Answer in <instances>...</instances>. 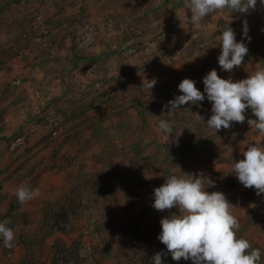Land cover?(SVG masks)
I'll return each mask as SVG.
<instances>
[{"label": "rangeland", "instance_id": "obj_1", "mask_svg": "<svg viewBox=\"0 0 264 264\" xmlns=\"http://www.w3.org/2000/svg\"><path fill=\"white\" fill-rule=\"evenodd\" d=\"M72 1L38 0L29 11L33 23L28 31L33 30L34 34L21 35L23 31L20 33L18 28H14L0 36V193L4 196L0 201V212L6 213L15 205V211L26 212L39 222L43 218L46 201L64 200L70 194L75 186L73 176L79 169L84 168L100 176L110 169L115 176L117 173L123 174L114 180L118 195V201L113 205L116 215L127 224L138 222L142 228L150 230L145 240L152 242L158 251L163 249L167 252L166 246L153 236L151 228L161 226L163 217L173 212L179 214V209L173 207L161 211L152 207L153 190L159 186L149 182L163 176L152 163L161 167L160 160L168 149L165 146H173L174 139L158 127L161 118L156 112L149 117V133H146L141 130L144 126L138 110L127 109L123 104L142 94H145L142 96L144 101H150L156 95L150 90L177 83L181 73L186 71L182 67L184 60L192 61L209 51L219 54V26L224 23H229L236 35L243 32L245 20L253 30L261 29L264 5L258 2L256 8L247 13L215 11L200 22L189 25L185 16H190V11L185 9L184 0H170L169 3L167 0H93L94 4L87 0L90 1L88 7L98 13L95 22L76 41L65 40L58 55L53 56L58 60L53 57L46 59L45 52L38 46L43 41L41 33L46 31L47 21L58 13L66 16L79 13L82 2L71 5ZM7 2H0V10ZM172 6L176 9V17L167 14L161 20L166 21V25L160 26L161 22L154 19L153 14L161 8L165 12L171 11ZM115 12L125 16L118 23L114 19L107 20ZM130 13L133 15L130 16ZM146 15L150 20L131 27V33L130 25ZM61 31L62 35L67 32L65 28ZM125 31L126 35L123 33ZM88 34L93 38L86 42ZM195 46V52L188 54ZM4 50L17 56L8 58L1 54ZM76 55L83 58L73 67L72 60ZM94 59L97 62L94 63ZM246 67L257 70L261 66L254 60ZM153 78L157 83L152 89L142 87L145 79ZM4 95L6 97L1 100ZM81 96L95 102L96 108L85 111L87 117L101 115L102 119L107 120L103 123V128L109 131L107 138L94 137L89 130L84 131L80 136L81 141H78L75 132L80 130L69 125L65 113L71 109V99ZM204 110L206 117L212 115L211 105L204 107ZM248 110L244 122L209 133L213 138L211 149L215 160L190 168V171L197 173L202 171L215 181L214 186L206 190L221 191L226 195L235 206L233 213L240 227L247 218L244 206L249 187L239 182L233 163L244 158L243 152L249 145L264 144V133L248 124L249 118L255 119L251 109ZM125 111H128V120L132 125L124 136L119 131L118 122L119 114ZM66 128L74 133H69ZM143 135L146 138L139 148V157L131 146ZM229 136L232 138L231 144L226 140ZM107 141L113 143L115 155L107 161H99L97 154ZM179 171L176 167L174 172ZM184 173L188 174L186 171ZM22 184L39 190L33 199L23 203L16 196V190ZM251 188V208L256 217L264 222V194L257 195L255 187ZM95 221L93 213L82 206L61 214L47 243L48 247H57L55 241L60 240L66 244L69 252L54 257L55 250L51 249L49 259H55L57 264H96L93 250L102 247L105 239L95 230ZM63 227L72 230L64 233ZM22 228L25 231L35 229L33 225L17 226L15 236ZM241 236L248 239L253 247L264 251V234L250 228ZM133 242L131 238H126L115 245L116 251L130 250ZM25 254L26 249L22 244L12 248L3 244L0 246V264H20ZM102 264L117 262L110 258Z\"/></svg>", "mask_w": 264, "mask_h": 264}, {"label": "trees", "instance_id": "obj_2", "mask_svg": "<svg viewBox=\"0 0 264 264\" xmlns=\"http://www.w3.org/2000/svg\"><path fill=\"white\" fill-rule=\"evenodd\" d=\"M3 0H0V2ZM7 4L3 9L0 10V36L6 32H10L14 28H18L21 35H32L34 31H28V27L33 23V19L30 17V9L34 3L38 0H7ZM84 1V2H83ZM92 3L94 4L93 0ZM89 1V2H90ZM112 2H124L128 0H111ZM81 9L79 13L71 15H63L58 13L54 18H51L47 21V29L45 32L41 33L42 40L38 43V46L42 52H45L44 56L46 59H51L53 56H57L60 49L63 48L64 42L66 39H73L76 41L78 37L83 35L95 20L98 17V13L88 7L87 0H74L71 2V5H76L81 3ZM169 3L170 0H167ZM165 12L163 8L158 9L153 14L154 19L161 22L162 17H166L167 14L176 17V9ZM116 13V14H115ZM108 16L107 20L114 19L116 23L122 17V13L115 12ZM61 15V16H60ZM133 14L130 13V16ZM149 16L137 19V22H133L130 25V31L133 32L131 27H135L137 23H142L143 21H148ZM106 20V19H105ZM150 20V19H149ZM165 22H161L160 26H165ZM261 29L253 30L248 26L247 37L243 36V32L236 35L237 41L244 39L248 46V53L245 55L244 61L240 66L234 67L231 71L221 70L218 64V56L215 51H209L208 53L194 58L192 61H183V68L186 70L181 73L178 78V82L172 85H162L158 89H152L150 92L156 94L154 98L150 101H144L142 96L132 97L129 102H125L123 107L127 109L135 108L140 114V118L143 121V126L141 130L143 132L149 133L147 130V124H149V117L153 116V113H157L161 119H166L174 122L173 124V133L168 135L173 137L174 145L165 146L168 148L166 153L163 154L161 161V167L156 166L155 162L152 165L156 168L158 172L163 174L162 177L153 179L151 182L152 185L161 186L165 183V179L170 175H184V171L188 174H192L194 171H190V168H193L199 164L207 165L212 163L215 159L213 158L214 151L211 149L212 137H210V132L214 129L209 128L206 125L207 119L204 115V107L211 105V102L205 98L204 101H199L197 103L192 102L189 104L181 105L178 110H171V106L168 105V101L173 99L176 95H180L178 89L179 83L184 78H191L197 81V88L201 91L204 89L203 77L212 69H216L218 75L222 78H232L233 81L244 79L247 75H250L255 70H250L246 67L248 63H252L254 60L260 64L261 67H264V23H262ZM67 30L63 35L62 29ZM144 32H146L144 30ZM25 33V34H24ZM32 33V34H31ZM124 35L127 32H123ZM28 38V37H26ZM250 38V39H248ZM29 42H27L28 47ZM195 45V44H194ZM198 44H196L197 46ZM195 47L191 48L188 54L195 52ZM21 49L24 48L20 47ZM10 50V49H9ZM2 51L1 54L13 58L17 56L10 51ZM190 56V55H189ZM83 57L76 55L72 60V66L74 67L79 63ZM58 60L57 58H54ZM97 62V59H94V63ZM0 64L2 61L0 59ZM1 66V65H0ZM6 96H2L3 100ZM72 106L68 113H65L66 119L68 120L69 125L72 128L80 130L75 132L78 136V141H81L80 137L84 131L91 130L94 137H108V130L103 128V123L107 120L102 119L103 116L96 115L94 117H87L85 111H91L96 106L94 101H89L84 97L79 99H71ZM187 111H183L186 110ZM199 113L204 121L197 119L193 114ZM249 110L246 111L245 115L248 116ZM128 111L125 113L119 114V131L122 135L127 134V129L131 127L132 123L129 122ZM239 122H232V126L238 125ZM71 128V129H72ZM69 133H74L70 129H67ZM138 133H141L140 131ZM145 136L139 137L138 140L132 143V150L141 157V152L139 148L145 141ZM227 142L231 144L232 138L229 136ZM113 149V143L107 141L105 147L102 151L97 154V160L107 161L115 154ZM157 157V155H156ZM159 162V161H158ZM179 168L178 173L174 172L175 168ZM184 169V170H183ZM197 173V172H194ZM123 174L117 173V176L114 175L112 170L106 169L102 176L96 173L87 172L84 168L79 169L77 174L73 176V182L75 186L71 190L70 194L64 200H49L45 202V209L43 213V218L36 222L33 217L26 212L15 211L16 206L14 205L7 210L6 213L0 212V221L9 219V227L13 230L17 226H30L33 225L35 229L33 231H25L23 228L20 230V233L16 236L14 245L22 244L26 249V254L24 255L20 264H57L55 259H49V254L51 249L55 250L54 257L60 254H66L69 252L66 244L60 240H56L54 246H49L47 240L52 235V228L57 226V220L67 210L73 209L77 206H82L86 210L93 213L96 217L94 223V228L97 233L105 239V244L102 247H96L93 250V259L96 264H102L103 261L110 258L116 260L117 264H152V257L156 252H158L156 246L149 241L145 240V236L150 234V230L142 228L138 222L134 224H127L121 220V218L116 215L113 205L118 201V195L115 192L114 180L122 177ZM128 175H125V177ZM120 177V178H121ZM4 199V196L0 193V201ZM253 201V189L250 187L247 193V203L244 208L246 209V222L242 227H239L238 235L241 236L249 230L254 228L255 231L264 234V222L260 221L256 217L255 211L251 208V203ZM64 233H67V228H64ZM153 236L158 238L159 233L161 232V226H152L151 228ZM108 238V239H107ZM126 238H131L134 242L130 250H119L116 251L115 245L121 244ZM4 244L2 238H0V246ZM47 248V251H46ZM262 256H264V251H262ZM165 264H192L191 260L185 261L181 258L180 261H174L171 258L170 253L162 257ZM261 264H264V259H262Z\"/></svg>", "mask_w": 264, "mask_h": 264}, {"label": "clouds", "instance_id": "obj_3", "mask_svg": "<svg viewBox=\"0 0 264 264\" xmlns=\"http://www.w3.org/2000/svg\"><path fill=\"white\" fill-rule=\"evenodd\" d=\"M264 0H184V7L190 11L185 20L189 25L200 22L215 11L231 10L232 13H247ZM220 27L219 46L221 52L218 64L221 70L231 71L240 66L249 49L244 39L237 41L236 33L229 23ZM248 26L244 21L243 36L247 37ZM86 36V42L92 40ZM250 39V38H248ZM204 89L197 88V81L184 78L178 85L180 95L168 101L171 110L192 102H211L212 115L206 125L216 132L231 127L232 122H244L246 111L251 109L255 119L248 124L264 133V67H260L246 78L233 81L222 78L216 69L210 70L203 78ZM142 87L152 89L157 80L145 79ZM183 110V111H187ZM192 114L204 121L199 113ZM205 122V121H204ZM174 122L160 119L158 127L165 135L173 133ZM244 158L234 161L235 176L245 187H255L257 195L264 194V144H251L243 152ZM215 181L202 171L183 176L170 175L165 183L153 190V204L157 210L179 209L163 217L158 239L166 246L152 257V264H165L162 257L170 253L174 261L191 260L192 264H261V249L238 235L239 221L233 213V204L221 191H207ZM28 184L16 190L18 200L23 203L38 194ZM9 219L0 221V238L8 248L14 246L16 239Z\"/></svg>", "mask_w": 264, "mask_h": 264}]
</instances>
